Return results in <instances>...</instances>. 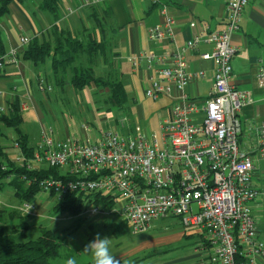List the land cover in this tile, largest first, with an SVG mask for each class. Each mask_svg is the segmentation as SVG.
Returning a JSON list of instances; mask_svg holds the SVG:
<instances>
[{
    "label": "crops",
    "instance_id": "crops-1",
    "mask_svg": "<svg viewBox=\"0 0 264 264\" xmlns=\"http://www.w3.org/2000/svg\"><path fill=\"white\" fill-rule=\"evenodd\" d=\"M40 3L41 0H14L9 4L8 11L0 16L2 48L5 54L17 51L15 63L0 67V114H9L14 103H18L20 132L28 146L35 148V154L42 133L48 130L58 141L79 142L97 141L103 131L110 129L130 135L140 131L146 135L155 134L162 146L161 122L169 116L172 107L180 103L181 92L171 87L168 94L155 100L149 98L146 91L151 87L153 71L138 57L144 52H152L170 60L173 54L182 51L187 40L202 29H223L226 22L225 1L98 0L88 3L85 0H60L57 16L42 10ZM163 8L164 13L173 19L171 34L151 41L148 30L165 24ZM95 18L100 19V26ZM54 25L70 31L73 36L83 38L93 31L99 38H105L104 50L94 56L93 71L96 77L122 84L126 100L121 106L108 101V85L90 82L83 88L73 87L68 82L70 70L66 73L65 82L58 85L51 56L40 64L22 57L28 43L21 46L19 38L26 37L28 42L34 38L51 40ZM231 44L235 49L231 81L237 89L249 92L252 99L239 113L241 130L238 143L250 155L255 166L251 182L258 194L250 203V209L256 235L264 242V132L261 133L264 131V85L258 80L259 67L264 65V0H249L242 11L239 30L231 35ZM212 50V43L201 41L194 50L183 52L187 71L197 75L184 91L199 107L211 91L216 68L213 59L202 58L201 54L211 53ZM132 57L137 59L135 64L129 61ZM41 80L53 90L42 91ZM203 116V112L198 111L191 114L190 119L199 123ZM16 138L15 130L0 120V161H17L22 152L15 144ZM6 186L10 190L4 192L2 189L0 192V212L4 213L3 221L8 231L12 226L24 223L28 230L45 227L58 237L63 235L66 226L60 225L67 216H71L65 212L53 213L51 197L47 200L40 193L36 195L32 200L34 211L22 217L24 215L19 214L22 201L15 196L12 187ZM181 235L186 240H192L188 242L186 255L170 260L160 258L156 264L198 263L203 251L199 234L182 229ZM117 256L119 261L128 263L129 258ZM74 257L78 264H91V259L83 254L74 252ZM256 264H264V257H259Z\"/></svg>",
    "mask_w": 264,
    "mask_h": 264
},
{
    "label": "built area",
    "instance_id": "built-area-1",
    "mask_svg": "<svg viewBox=\"0 0 264 264\" xmlns=\"http://www.w3.org/2000/svg\"><path fill=\"white\" fill-rule=\"evenodd\" d=\"M224 1L223 29H202L170 60L152 52L138 57L153 71L151 87L146 91L149 98L168 94L171 87L181 92L180 103L161 122L163 145L158 144L155 134L140 131L130 135L105 130L94 142L58 141L51 130L44 131L34 157L25 159L20 153L16 162L21 166L25 163L28 169L56 167L71 178L42 179L41 193L53 203L67 193L106 195L111 206L90 203L77 217L109 211L120 216L133 234L147 231L153 220L175 217L184 231L200 236L203 251L197 264H256L264 257V242L256 235L250 209L258 194L251 182L255 166L238 143L239 113L252 99L249 92L237 89L231 81L235 52L231 35L239 30L249 0ZM172 24L173 19L165 14L164 26L151 27L148 39L168 37ZM201 41L213 44L212 52L201 57L213 59L216 68L211 91L199 107L184 91L197 75L187 71L183 52L194 50ZM19 43L26 45L28 40L21 36ZM16 61L17 51L11 50L0 57V67ZM129 61L135 64L137 59ZM258 80L264 85V65L259 67ZM40 89L53 90L42 80ZM198 111L204 116L194 123L190 115ZM34 208L32 202H22L20 211L30 214Z\"/></svg>",
    "mask_w": 264,
    "mask_h": 264
},
{
    "label": "trees",
    "instance_id": "trees-1",
    "mask_svg": "<svg viewBox=\"0 0 264 264\" xmlns=\"http://www.w3.org/2000/svg\"><path fill=\"white\" fill-rule=\"evenodd\" d=\"M12 1L14 0H0V16L8 11V6ZM59 1L41 0L40 8L57 16ZM95 20L96 24L100 26V19L95 18ZM51 36V40L31 39L24 48L22 57L35 64H40L51 56L52 69L58 85L65 82L66 73L70 70L71 76L68 82L73 87L83 88L90 82L108 85L110 88L108 99L110 104L121 106L125 102L126 94L120 82L105 81L94 74V56L104 50L105 38L103 36L100 37V41L92 39L89 34L81 38L73 36L70 31L59 28L57 25L53 26ZM4 54L5 52L0 40V57ZM18 108V103H14L12 111L9 114H0V120L15 130L17 133L16 143L19 145L23 156L25 159H31L34 157L35 148L28 146L25 136L20 132ZM41 166L38 169H28L25 163L21 166L19 163L9 159L0 161V192L5 185H9L14 189V194L20 201L32 202L33 198L42 191L39 186V182L42 179L71 178L62 175L56 167ZM90 203L111 206L109 198L99 192L88 195L67 193L53 204L52 210L55 214L65 212L71 217H77ZM3 215L4 213L1 211L0 264H52L50 260L61 256L62 242L51 229L40 227L38 228V236L34 239H29L26 233L28 231L27 225L18 223L8 231L6 223L3 221ZM89 228H91L90 225ZM154 254V252L150 251L146 254V257L144 255L142 257L136 256L130 264L139 263L141 260ZM62 256H64L66 261L69 257H74V252L68 249ZM120 264L123 263L120 261Z\"/></svg>",
    "mask_w": 264,
    "mask_h": 264
},
{
    "label": "rangeland",
    "instance_id": "rangeland-1",
    "mask_svg": "<svg viewBox=\"0 0 264 264\" xmlns=\"http://www.w3.org/2000/svg\"><path fill=\"white\" fill-rule=\"evenodd\" d=\"M87 34L96 41H100L101 39L93 31L85 35L87 36ZM3 190L4 192H8L10 188L6 186ZM40 194L42 198L47 200L50 199L49 196L43 193ZM51 205L52 201L48 205L49 208ZM20 207L19 214L27 217L28 214H23L20 211ZM64 220L65 221L60 227L66 226V228L63 230V235L58 237L62 242L60 251L61 256L50 260L52 264H65V259L62 255H64L68 249L75 252V254H83L87 256L88 259H91L90 254L85 253L83 250L89 242L94 240L97 234H99L101 238H111L110 252L115 258L118 257L117 255L125 259L129 258V264L133 261L134 257H142L143 255L146 257V254L150 251H158L159 253L136 263L156 264L160 258L170 260L180 255L185 256L187 253L186 249L189 243L192 242L191 239L186 240L182 237V227L175 217L153 220L147 231L138 234H133L120 216L110 213L109 211H105L94 217H83L82 215L77 218H72L67 216ZM89 223H91L93 229L89 228ZM26 233L29 239H34L38 236L37 229H29ZM122 263L124 264L125 262L123 261ZM128 263L126 262V264Z\"/></svg>",
    "mask_w": 264,
    "mask_h": 264
},
{
    "label": "clouds",
    "instance_id": "clouds-1",
    "mask_svg": "<svg viewBox=\"0 0 264 264\" xmlns=\"http://www.w3.org/2000/svg\"><path fill=\"white\" fill-rule=\"evenodd\" d=\"M110 245L111 238H101L97 234L94 240L85 246L83 251L90 254L91 264H120V261L110 252ZM65 264H78V262L75 257H69Z\"/></svg>",
    "mask_w": 264,
    "mask_h": 264
}]
</instances>
